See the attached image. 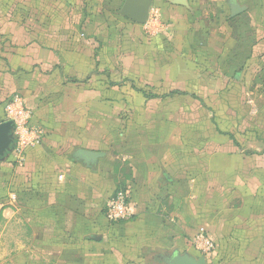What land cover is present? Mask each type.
I'll list each match as a JSON object with an SVG mask.
<instances>
[{
  "label": "crops",
  "instance_id": "1",
  "mask_svg": "<svg viewBox=\"0 0 264 264\" xmlns=\"http://www.w3.org/2000/svg\"><path fill=\"white\" fill-rule=\"evenodd\" d=\"M157 1L149 7L155 23L122 17L108 26L96 0H0V123L5 104L18 95L34 132L25 138L41 135L21 161L12 153L22 166L15 177L26 179L30 246H38L39 237L49 240L51 232L56 243L69 236L84 247L105 242L99 235L106 224L103 207L125 181L133 226L148 243L205 257L208 264H264V94L259 109L253 106L248 120L228 131L232 143H217L212 157L208 120L196 127L197 142L187 135L179 142L170 127L167 136L157 135L161 126L146 136L132 122V115L160 114L157 108L152 116L138 110L147 103L172 105L184 96L162 97L172 91L210 99L219 81L206 71L226 72L230 64L221 60L247 49V36L235 41L226 22L230 13L218 9L221 0H185L187 6ZM237 2L247 7L254 44L235 80L264 63L256 12ZM179 86H193L192 92ZM136 130L141 140L132 136ZM188 130L195 127L183 132ZM81 150L101 156L87 165L77 157ZM117 163L131 167V174L118 178ZM200 230L214 244L209 255L195 244Z\"/></svg>",
  "mask_w": 264,
  "mask_h": 264
},
{
  "label": "rangeland",
  "instance_id": "2",
  "mask_svg": "<svg viewBox=\"0 0 264 264\" xmlns=\"http://www.w3.org/2000/svg\"><path fill=\"white\" fill-rule=\"evenodd\" d=\"M124 1L96 0L98 16H102L108 26L109 22H114L116 26L120 21L119 19L124 22L123 18L118 15ZM242 1L243 4H245L244 2L251 4L250 7L256 12L254 17L258 21V29L264 31V0ZM221 2L222 6H218V9H223L224 14L228 15L229 9L226 0H221ZM104 12L108 15V19H106ZM244 66L245 64L243 68ZM206 72H209L210 77L219 81L215 86V91L209 92L211 95L214 94L210 99H194L184 95L173 99L172 105L161 106V104L147 103L138 110H148L152 116L157 108L156 110L160 111V114H156V117L153 116L154 118L145 114L144 116L132 115L135 117H132L134 125L142 128V132H148L146 136L153 134V129H149L150 127L159 130L160 126L164 132H158L157 135L167 136L170 127L177 131L176 135L179 142H183L187 136L197 142L201 134L196 130V127L200 126L201 122H204L205 126V121L208 120L210 127L208 136L211 143L209 156L212 157L217 152L213 149L217 143H220V146H222L221 143H226L225 145L228 147L229 143H232V134L228 131H233L240 119L248 120L253 106H256V109L260 107L261 103L258 101L263 97L260 95L264 94V63L262 62L258 67L257 65L247 67L240 75L239 80H235L236 74L232 76L228 71L210 70ZM200 77L204 79L203 75ZM178 88L179 90L186 89L191 93L193 86H179ZM194 88L198 92L200 86H194ZM201 88L203 87L201 86ZM152 91L155 90L152 89ZM201 92L198 93L202 95ZM184 111H187L188 114ZM186 126H193L195 130H188L189 134H185L183 129ZM218 129L222 131L221 135H218ZM135 132L138 134L132 136L136 140H141L143 134L137 130ZM185 132L187 133V131ZM182 144L185 146L184 143ZM7 158L8 160L0 168V264H165V258L171 255L175 249L174 247L148 243V239L142 237L133 226L135 221H132V215L129 219L118 223L108 220L106 203L118 191L126 190L125 181L118 182V189L103 207L106 224L105 227L103 226V233H99V235L105 237V242L96 246L84 247L76 243L77 238L75 236H69L67 239L59 238L60 241L58 240L56 243L51 232L48 242L45 238L39 237V245H35L32 249L29 243L31 231L26 226V210L29 202V200L27 201L26 179L25 177H15L16 167L22 166L13 162L12 152ZM117 167H121V175L118 178L121 176L125 178L131 174V167L128 165L117 163ZM9 169L12 170L11 173H9ZM40 200L33 202L38 204ZM128 201H131L129 196ZM42 241L47 244L42 245ZM182 252L185 250L182 249Z\"/></svg>",
  "mask_w": 264,
  "mask_h": 264
},
{
  "label": "built area",
  "instance_id": "3",
  "mask_svg": "<svg viewBox=\"0 0 264 264\" xmlns=\"http://www.w3.org/2000/svg\"><path fill=\"white\" fill-rule=\"evenodd\" d=\"M155 8V7H154ZM145 24L147 25L149 22L153 24L156 22L157 18L153 12L151 18ZM4 114L6 120H12L15 124L14 127V138H15V147L12 153L15 154V157L18 161H21L25 151L33 147L34 144L38 143L41 138L40 133L34 135L33 141H28L25 136L27 134H31L33 130L28 126L26 111L22 102L21 97L18 95L12 96L11 99L7 101L4 106ZM133 214L132 205L128 201V193L127 191H118L115 193L114 197L110 198L106 203V216L108 220L114 222L125 221L130 218ZM195 244L201 252L205 255H209L214 250L213 242L205 235L203 230H200L199 233L195 237Z\"/></svg>",
  "mask_w": 264,
  "mask_h": 264
},
{
  "label": "water",
  "instance_id": "4",
  "mask_svg": "<svg viewBox=\"0 0 264 264\" xmlns=\"http://www.w3.org/2000/svg\"><path fill=\"white\" fill-rule=\"evenodd\" d=\"M174 5L187 6L185 0H173ZM229 8V18H234L247 11L245 5H240L237 0H226ZM151 0H125L118 14L138 25H144L149 17V7ZM15 124L12 120L0 123V162L9 156L15 147L14 138ZM100 153L91 151H78L77 157L82 159L87 165L93 164ZM165 264H208L205 257H193L188 253L173 251L165 258Z\"/></svg>",
  "mask_w": 264,
  "mask_h": 264
},
{
  "label": "trees",
  "instance_id": "5",
  "mask_svg": "<svg viewBox=\"0 0 264 264\" xmlns=\"http://www.w3.org/2000/svg\"><path fill=\"white\" fill-rule=\"evenodd\" d=\"M159 2L160 0L155 3L159 4ZM226 22L229 24V28L231 29V33L235 41L237 40L238 42V38H240V35L247 36V42L245 41L246 38H244L245 42L243 43L245 47H247V49H243L239 56L238 55L235 56L234 54H228L223 58V60H221L224 64H230L229 68H227L226 71H228V73L233 76L242 71L243 65L245 64L246 60H248L250 57L251 48L254 44V41L251 40L249 36L250 34L249 18L245 13H242L234 18L228 19L227 17ZM133 90L143 96H146L145 93L140 90H136L135 88H133ZM173 94L187 95L188 93L182 91H172L168 94L162 95V97H170ZM150 96H156V95H150Z\"/></svg>",
  "mask_w": 264,
  "mask_h": 264
}]
</instances>
